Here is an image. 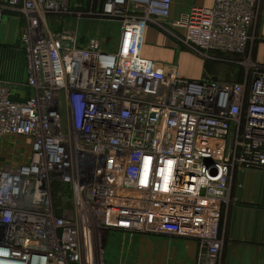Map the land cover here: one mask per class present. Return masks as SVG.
<instances>
[{
	"label": "built area",
	"instance_id": "2783aa9c",
	"mask_svg": "<svg viewBox=\"0 0 264 264\" xmlns=\"http://www.w3.org/2000/svg\"><path fill=\"white\" fill-rule=\"evenodd\" d=\"M3 2L26 20V77L23 90L0 82V138L23 139L27 158L0 164V264H122L95 240L112 230L192 239L193 264H219L234 173L264 169V71L248 82L167 73L142 55L144 33L182 31L202 56L244 53L259 1L172 19V0H102L85 13L116 22L111 47L49 28L69 0Z\"/></svg>",
	"mask_w": 264,
	"mask_h": 264
},
{
	"label": "rangeland",
	"instance_id": "374dc122",
	"mask_svg": "<svg viewBox=\"0 0 264 264\" xmlns=\"http://www.w3.org/2000/svg\"><path fill=\"white\" fill-rule=\"evenodd\" d=\"M66 1L68 2V0ZM69 1L71 4L69 6L67 4L66 6L68 13H64L65 15L61 13L62 15L60 16L53 14L46 18L49 28L53 30H76L81 36L82 41L89 37H95L100 39L103 45L106 44L110 47V41H115L118 35L116 22H102L101 20L88 17L85 13L90 10H95L102 0H93L90 6L87 5L90 3L87 0H76L77 4L75 0ZM258 1V8L255 10L249 30L252 33H250L251 40L246 43V52L226 55L212 52L211 54L209 53V56H202L183 47L178 40L182 35V31L169 29L168 32L162 30V33L164 32V38L166 39L164 42L166 43L156 46L163 55L159 60L160 62H158L164 66L168 64L167 66H170L169 70L171 72L175 70L176 72L177 66L187 68L190 65L189 63L186 64V58L189 56L190 60H196V63L200 62L198 66L192 64L193 69L196 67L199 69L198 74L200 75L197 74L199 78L234 82L250 81L257 72L264 71V64L256 61L253 57L254 45L256 46L262 39L258 33L262 0ZM0 12L3 16V25L0 30V82L9 89L23 90L26 77V53L21 45V35L23 34L26 20L22 14L10 10L3 0H0ZM78 13L85 14L78 16ZM159 31L161 32V30ZM170 31L174 32L173 36ZM104 40H106V43ZM192 57L198 58L199 61ZM197 75L195 76L198 78ZM179 76L184 77L182 75ZM18 96L16 94V97ZM25 146V141L20 138L10 136L0 138V164L8 163L15 165L24 161L27 158V155L24 154ZM259 191L262 193L261 184L259 185ZM231 203L234 204L232 196L228 195V198L223 204L225 206L220 217L218 234L222 241V248L220 250L219 264H264V229L252 230V228L244 226L242 230L244 236H237L238 230L233 228L237 223H232V221H236L237 219L232 218V212L234 210L232 211L233 207L230 205ZM234 205L242 207L245 211L247 209H254L257 211V216L262 217L264 215V202H261V199L253 203L239 201ZM128 239L130 238H122L120 235L112 232L104 235V238L100 234L95 240L100 242V246L104 243V259L108 260L109 240L111 249H116L119 252V249H123V245L128 242ZM131 239L133 242L132 245H134L137 238L132 236ZM112 256L114 257L115 255Z\"/></svg>",
	"mask_w": 264,
	"mask_h": 264
},
{
	"label": "crops",
	"instance_id": "0c3cea01",
	"mask_svg": "<svg viewBox=\"0 0 264 264\" xmlns=\"http://www.w3.org/2000/svg\"><path fill=\"white\" fill-rule=\"evenodd\" d=\"M213 2L214 0H172L170 18H177L181 12L185 11L191 5L209 7L213 4ZM153 28V26H148L145 30L142 55L158 62L163 57V55L156 46L166 43L164 42L166 39L163 35L164 32L162 33V31L160 32L158 29ZM258 28V33L262 39L256 44V46L254 45L253 57L256 61L264 64V0L261 1V15L259 18ZM105 45L103 46L108 47V45ZM192 58L199 61V59L196 57ZM186 59L187 63H185H189L190 65L187 68L177 66V73H175L186 78L194 77L193 79H197L195 75L198 74L199 69L196 67L194 70L192 64L198 66L200 65V62L196 63V60H190L189 56H187ZM160 64L164 67L165 72L174 73L175 70L171 72V70H169L170 66H167L168 64L166 66H164L162 63ZM238 183L241 184V187L237 186ZM260 184L262 185V193L259 191ZM229 195L232 196L234 204H237L239 201L253 203L258 199H261V202H264V169L248 168L243 172L234 173ZM234 204L231 203L230 205L233 207L232 211L234 210V212H232V218L237 219L236 221H232V223H237L233 226V228L238 230L237 236H244L242 231L244 226L252 228V230L264 229V215L262 217L257 216L256 210L247 209V211H245L242 207ZM224 206L225 205H223V207ZM223 207L221 213L223 212ZM112 232L120 235L122 238L125 237L130 239H128V242L123 245V249L118 248L120 250L119 252H117L116 249H111V243L109 240L110 247L108 246V258L111 262L115 261L122 264L194 263L197 244L192 239L172 238L168 240L169 238L164 236L119 230H112L109 233ZM132 236L137 238L136 242L138 241L137 243L135 242L134 245H132ZM112 255L115 256L113 257Z\"/></svg>",
	"mask_w": 264,
	"mask_h": 264
},
{
	"label": "trees",
	"instance_id": "16d2710c",
	"mask_svg": "<svg viewBox=\"0 0 264 264\" xmlns=\"http://www.w3.org/2000/svg\"><path fill=\"white\" fill-rule=\"evenodd\" d=\"M91 0H87V2H90ZM75 3H76V0H75ZM77 4V3H76ZM90 3H88L87 5L89 6ZM79 6V5H78Z\"/></svg>",
	"mask_w": 264,
	"mask_h": 264
},
{
	"label": "bare ground",
	"instance_id": "6f19581e",
	"mask_svg": "<svg viewBox=\"0 0 264 264\" xmlns=\"http://www.w3.org/2000/svg\"><path fill=\"white\" fill-rule=\"evenodd\" d=\"M8 147V146H7Z\"/></svg>",
	"mask_w": 264,
	"mask_h": 264
}]
</instances>
